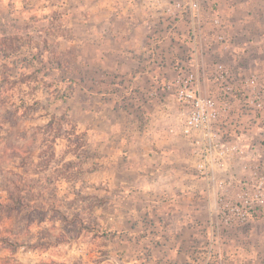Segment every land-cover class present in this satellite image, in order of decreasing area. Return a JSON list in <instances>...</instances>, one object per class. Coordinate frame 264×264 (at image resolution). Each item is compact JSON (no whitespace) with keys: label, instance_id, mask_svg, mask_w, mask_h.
Listing matches in <instances>:
<instances>
[{"label":"rangeland","instance_id":"obj_1","mask_svg":"<svg viewBox=\"0 0 264 264\" xmlns=\"http://www.w3.org/2000/svg\"><path fill=\"white\" fill-rule=\"evenodd\" d=\"M89 1L98 19L88 26L74 19L84 7L63 0L0 3V264H264V204L246 217L217 215L237 191L221 202V180L198 175L194 154L168 131L174 101L157 83L133 106L138 90L112 83L121 75L84 35L112 32L118 15L153 16V56L141 59L157 80L190 50L201 66L245 74L264 69V0H207L201 16L219 23L194 26V42L191 25L171 29L140 2L101 0L113 3L104 10ZM108 41L103 52L116 49ZM163 180H182L172 193L187 214L181 231L165 230Z\"/></svg>","mask_w":264,"mask_h":264},{"label":"built area","instance_id":"obj_2","mask_svg":"<svg viewBox=\"0 0 264 264\" xmlns=\"http://www.w3.org/2000/svg\"><path fill=\"white\" fill-rule=\"evenodd\" d=\"M137 2L162 14L159 23L171 29L191 25L190 42L196 38L194 26L219 23L217 17L201 16L207 0H131ZM197 53L190 50L189 61L175 64V74L157 84L175 103L168 131L194 154L202 179L221 180V202L228 188L237 191L217 215L246 217L264 204V69L239 74L218 61L201 66Z\"/></svg>","mask_w":264,"mask_h":264},{"label":"crops","instance_id":"obj_3","mask_svg":"<svg viewBox=\"0 0 264 264\" xmlns=\"http://www.w3.org/2000/svg\"><path fill=\"white\" fill-rule=\"evenodd\" d=\"M13 1L16 0H0V3L5 5L6 7H9V4H12ZM26 5L25 8H29V3L31 1H35L36 8L42 6L44 0H24ZM64 6L68 5L73 6L74 9L79 10L81 8L84 9L83 17H80L76 15L75 21L77 23H83L84 26H88L92 22L96 24L97 17L92 16V11L88 12V9H91V6L93 2L89 0H73L74 4L69 3V0H63ZM120 6L125 4V6H128L129 3L126 0H119ZM71 2V1H70ZM84 4V5H83ZM113 3L109 2L106 4V2H102L99 0L98 4L100 6V9H103L107 7L112 6ZM116 4V3H115ZM35 8V7H34ZM72 8V7H71ZM104 10H107L104 8ZM82 11V10H80ZM79 11V12H80ZM109 12H105L100 18L99 21H101L102 24L111 23L110 18L108 17ZM153 16L151 18H144V19H135L132 17H128L125 14L122 16H116L115 17V23L117 24V28L114 29L112 32H105L104 34H94L89 33L88 31H85V38H87L88 41L95 42L96 45L99 46L100 53L106 57H109L110 61H106L103 65L106 66V71H114L115 75H121V80H116L112 83L115 85H118L119 88L124 89L125 87L131 88V89H137L135 96H133L131 99L133 101V106L136 107V103L139 104V100L141 98V91L146 90L148 88H154L155 84L159 83L157 80V69L156 66L150 61V60H143L142 57H149L153 56L150 53L149 48V42L147 38V32H146V26L155 25L153 21ZM160 25V24H159ZM121 26V28H120ZM110 39L108 41L109 47L116 48L115 50L108 51L105 50L103 52V41L104 38ZM110 42H113L111 44ZM107 44V45H108ZM115 45V46H114ZM108 59V58H107ZM114 69V70H112ZM132 71H134V74H132L131 79H128L129 74ZM108 75V74H107ZM105 79L102 80L103 83H105ZM106 85V84H104ZM152 97H150L151 99ZM155 100V99H154ZM152 99V101H154ZM119 101V100H118ZM124 109V108H123ZM167 178V177H166ZM158 181V180H157ZM157 181L154 184H158ZM165 187L163 191H166V197L168 200H166V208L164 209V212L162 214H165L167 218V224L165 225V230L170 232H176L181 231L186 223L185 220H182V217H185L187 214L184 213V210L181 208V205L179 207L181 210H178L177 212V198L172 193L176 191V188H174V185L179 183L182 185V180H163ZM169 191V192H168ZM171 193V194H169ZM155 202V201H154ZM179 202V200H178ZM175 205V206H174ZM148 218L149 217H159V213L155 212H148L147 213ZM179 217V218H178ZM179 219L175 220V219Z\"/></svg>","mask_w":264,"mask_h":264}]
</instances>
